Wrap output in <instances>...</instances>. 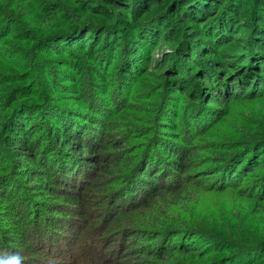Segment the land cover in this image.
Listing matches in <instances>:
<instances>
[{
	"label": "trees",
	"instance_id": "obj_1",
	"mask_svg": "<svg viewBox=\"0 0 264 264\" xmlns=\"http://www.w3.org/2000/svg\"><path fill=\"white\" fill-rule=\"evenodd\" d=\"M153 1L155 0H26L28 6H34L35 13L31 14L32 20L25 21L28 23L25 24L20 20V15H17L20 0H12V6L8 8L10 11L0 10V19L4 20L0 25V35L3 39H10L12 25L16 23V28L18 25L22 27V40L27 43L25 45L27 53L20 57L21 63H18L17 67L24 68L29 74L30 68L40 63V53L48 45L53 44L56 39L63 40L65 36L68 39H65L66 41L82 37L80 33L84 29H93L87 26L91 23L85 22V17L90 15L100 17L105 23L92 30L89 42V47L94 50L97 57L96 61L105 62L102 71H119L117 76H121L122 80L128 77L133 78L132 81L135 82L138 76L145 75L147 71L141 72L139 69L132 71L136 67L135 61L140 64L147 63L151 51L159 41L161 23L159 16H164L167 9L173 14L178 10L184 14L187 9L191 12L189 16L196 19L198 16H192L196 14L194 11L202 10L204 12L201 19H204V26H208V32L211 30L212 34L217 33V43H225L228 49L241 40V44L235 48L236 53H227L228 59L225 62L218 61L219 66L210 63V60L204 61L211 68L218 67V70L212 68V71L219 77L214 79L211 75L207 78L212 82L210 89L217 94L222 93L219 96L223 103L242 98L252 100V103L259 100L264 102V0H160V3L156 0L154 4ZM161 3L164 8L162 11L159 9ZM115 11H121V14H116ZM123 13L128 14L131 20ZM229 18L232 22L228 21ZM233 20L237 23L234 24ZM214 21L217 22L215 24L217 26L219 22L222 23L215 28L212 25ZM238 29L239 34L236 36ZM194 49L195 46L189 50L193 53ZM117 52L119 54L116 66ZM67 54L86 53L84 47L73 46V53ZM227 64L232 65L231 68H226ZM22 74L15 77L0 76V86H5L0 90L2 164L7 171L9 167L7 168L4 162L8 163L10 159L18 161L12 164L8 171L13 173L16 169L22 171L18 163H23L27 167L38 163L39 149L48 141L45 153H48L51 146L59 154L54 160L56 169L51 166L49 168L54 170V177L60 186L52 188L54 191H60L62 196L58 193H48L43 199L62 198L67 202V208H60V215L67 228L63 229V237L60 239L56 237L60 232L52 227V225L58 227L56 222H52L50 228L49 224L30 223L36 216L27 213L23 214L24 217L20 214L18 223L13 221L7 226L9 228L7 232H0V253L8 254L0 259V264H17L16 255L22 258L20 264H189L183 262L184 255L189 253L196 260L218 259L221 257L220 253H211L209 250L213 248H206V252L201 253L200 248L204 245L194 240L190 241V247H179L176 242H172L177 232L168 229L169 225L165 224V220H159L157 217V214L166 207L165 204L182 209L185 207L184 203H191L195 195L194 190L199 185L198 182H194L196 176H191V173L201 164L203 168L211 163L214 165L220 162L221 164L212 167V170L210 168L206 170L211 172L209 174L220 175L219 182L226 190L246 194L244 197L249 200L250 212H254L258 219L264 220V130L256 128L261 134L258 133L256 137L241 142L239 146L236 145L232 151L238 150L230 157L210 156L206 160L204 147L194 145L195 140H199L197 137H200L199 135L196 137L194 132L197 128H206L212 123L195 119L194 114L198 110L206 111L201 108L202 106L198 105L200 108L195 109L190 107L188 111L192 110L194 113L185 118L181 129L178 127L181 130L179 135L182 136H177L175 142L181 148L178 152L170 151L172 155H176L175 159L171 162L166 161L168 166L166 171L173 176L166 184L164 177L166 172L159 164L160 159L154 154L155 144L143 140L139 143L141 146L136 148L139 152L133 164L124 167L118 156L129 150L126 148L128 142L108 139L109 129L113 125L108 122V115L118 109L119 112L125 106H131L128 100L133 93L131 90L133 84L127 88L128 90H124L126 93L116 95L117 100L125 98L114 106L111 101L115 99L114 97L108 100L97 94L95 102L88 106L91 112L85 113L78 112V108L66 104L65 108L55 106L52 108L49 104H56L59 100L52 101L47 94L38 102L40 95L37 97L34 92L36 80L33 79L34 82L28 85L29 76ZM168 74L171 75L170 72ZM227 74L240 79L239 92L234 93L233 84L223 78ZM211 95H214V92H211ZM50 101L52 103H49ZM108 101L112 103L108 104ZM92 111H95L94 115L91 114ZM255 112L262 115L256 124L262 125L264 114L254 108ZM28 114L30 116H27ZM85 116L90 117L88 126H84L85 124L79 120ZM208 119L210 122L209 117ZM27 123L45 132L35 143L30 139L32 131L26 127ZM43 139L46 142H43ZM154 169L157 171L154 172ZM5 171L0 172V184L6 181L8 173ZM157 173L163 174L160 177ZM247 185H251V193L245 190ZM11 190L10 186H7L1 195L9 194ZM43 203L48 205L49 210L54 207L50 200ZM43 205L44 209H48L45 204ZM94 206L98 207L92 208ZM4 207L0 204V208ZM138 210L142 211L141 218L136 216ZM132 213L135 214V219ZM144 224L147 225V229L151 228L148 233L152 234L156 229H161L159 227L163 228L155 233L158 238L156 236L150 238L152 243L158 240L161 245L143 246L133 252L130 250L131 244L136 243L132 242L130 235L137 231L147 232L146 227L143 230L137 229L144 227ZM240 239L242 242H239ZM243 239L233 240L235 243L228 248L229 252L223 250L225 258L227 257L223 264H245L242 257L249 256L253 258L249 264H255L256 258L261 257L264 264V252L258 253L264 251V239L249 243ZM214 240L228 245L223 237ZM110 246L114 259H108ZM134 254L140 258L131 260Z\"/></svg>",
	"mask_w": 264,
	"mask_h": 264
},
{
	"label": "rangeland",
	"instance_id": "obj_2",
	"mask_svg": "<svg viewBox=\"0 0 264 264\" xmlns=\"http://www.w3.org/2000/svg\"><path fill=\"white\" fill-rule=\"evenodd\" d=\"M155 2L156 0L152 3L154 4ZM158 2L160 3V0ZM10 6H12V0H0V10L2 12L10 11L8 10ZM159 6L160 11H162L164 9L162 3ZM34 10V6H28L26 0H20L17 15H20V20L28 24L25 21L29 22L32 20L31 14L35 13ZM115 12L116 14H121V11ZM169 12V9H167L164 16H159L161 19L159 41L151 51L150 59L144 64L136 61L134 63L136 67L132 71L137 69L141 72L147 70L146 74H141V76L133 73L138 76L135 82L132 81L133 78L128 79V77H124L122 80L121 76H117L119 71L111 72L109 70L104 72L101 70L105 66V62L99 63L96 61L97 57L94 55V50L89 47V42H91L92 30L104 24L105 21L100 17H91V15L85 17V22L91 23L87 24V26L93 27V29H84L80 33L82 37L73 38L71 41H66V36L61 41L56 39L53 44L48 45L47 48L41 51L40 63L32 69L30 68L29 74L24 68L17 67L18 63H21L20 57L27 53L25 46L27 43L22 40V27L18 25L19 27L16 28L17 25L14 23L12 31L9 33L11 35L10 39H3L0 35V76L15 77L21 76V73H23L22 76H29L30 78L28 85L34 82L33 79L36 80L35 84L33 83L35 85L34 92L37 97L38 95L40 97H38L39 101L37 99L35 101L40 102L42 96L47 94L51 97V100H59L56 104H49L50 107L65 108L64 104H66V106L78 108V112L85 113L91 112L90 109L88 110V106L95 102L97 94L108 100L110 97H114L115 99L111 100L113 103L108 101V104L112 103V106H114L125 98L122 97L117 100L116 95L126 93L124 90H128L127 88H130L133 84L131 87L133 93L130 96L128 95V101L131 106H125L119 112L118 109L108 115V122L110 121L113 124L109 129L108 139L112 138L114 141L121 139L128 142L126 148L129 150L118 156V159L123 161L124 167L125 165L133 164L135 156L139 152L136 148L141 146L139 143L143 140L146 139L152 145L155 144L154 154L160 159L159 164L164 168L163 171L166 172L164 177L166 184H168L173 176L166 171L168 170L166 161H173L176 155H172L171 152H178L181 148L175 141L177 136H182L179 134L185 118L194 113L192 110L188 111L190 107L195 109V107L200 108L199 106H202L201 108L206 109V111L198 110L194 114L196 116L195 119L212 123L206 128L199 127L194 132L196 137L200 136L197 137L199 140L196 139L194 145L199 148L204 147L203 151H205L206 160L210 156L213 158L230 157L238 150L232 151L236 145L239 146L241 142L258 135L259 132L256 131V128H259L260 131L264 130V123L262 125L256 124L261 120L260 117L262 115L257 112L254 113L255 108L264 114V102L259 100L252 103V100L242 98L237 101L228 99V101H231L223 103L219 96L222 93L217 94L213 89H210L212 82L207 79L211 75L214 79L219 77V75L212 71L215 66L211 68L204 61L210 60V63L213 62L219 66V63L217 64L218 61L225 62L228 59L226 58L227 53H236L235 48L241 44V40H238L228 49L224 45L225 43H217V33L213 32L212 34L211 30L208 32V26H204V19H201L204 12L202 10L194 11L196 14L192 16H198L196 19L189 16L191 12L187 9H185L184 14L181 10L174 14ZM123 14L129 16L126 13ZM128 18L131 20L130 16ZM3 21V19H0V25L4 23ZM228 21L232 22L231 18ZM108 22L110 21L108 20ZM221 23L219 22L218 26ZM233 23L236 24L237 22L234 21ZM215 24L217 22L214 21L213 27H218ZM236 34L238 36L239 29ZM241 37L239 38L241 39ZM73 46L84 47L86 54L68 55V52L73 53ZM193 46H195V49L191 53L189 49L193 48ZM208 49L211 51H208ZM118 54L117 52L115 56L116 66ZM231 66L227 64L226 68H231ZM220 67L222 68V66ZM215 69L218 70V67ZM95 70H100V72L98 73ZM121 71L125 72V70ZM223 78L233 84L234 93L240 91L239 88L241 86H239L240 83L238 81L240 79L238 77L227 74ZM120 84L123 85L120 86ZM3 88L5 86H0V90ZM211 92H214V95H211ZM52 101L49 103H52ZM51 110L58 111L56 109ZM91 114L94 115L95 111H92ZM27 116H30V114ZM34 116L37 115L34 114ZM89 119L90 117L86 116L83 119L79 118L80 122L85 124L84 126L89 125ZM26 127L32 131L30 139H33L34 143L41 137L40 135L43 136L45 133L43 130L40 131L38 127H31L30 123H27ZM43 142H46V140L43 139ZM47 147L48 141L39 149L38 163L30 164L28 167L23 163H18L22 171L16 169L13 173H8V171L12 168V164H16L18 161L10 159L8 163L4 162L7 168L9 167L5 171L6 169H4L2 164V152L0 153V172L5 171V173H8L6 181L0 184V204L5 206L0 208V232H7L9 229L7 226L10 223L12 224L13 221L18 223L20 214L25 215L28 213L30 216H36L35 220L30 221V223L49 224L51 228L52 222H56L58 227L54 225L52 227L53 229L57 228L56 230L61 233L56 235V237L60 239L63 237V229L67 228V225L60 215V208L68 206L67 202L62 198L43 199L48 193H58L59 196H62L60 191H54L52 188L60 186V183L54 177V170L49 168V166L57 167L54 160L59 154L51 146L48 153H45ZM218 149L220 150L217 151ZM211 164L205 165L206 167L203 168L201 164L192 171L191 176H196L194 182H198L197 184L199 185H195V195H193L191 203H184L185 207L182 209L165 204L166 207L163 208V211L157 214L159 220H165V224L169 225L167 226L168 229L177 232L172 242H176L179 247H190V241L194 240L200 245H204L200 248L201 253H205L206 248H213L209 250L211 253L221 254L220 258L214 260H196L189 253L184 255L185 259H183V262L189 264H223L227 258H225L224 252H229L228 248L235 243L233 240L244 238L243 240H247L246 243H249L264 239V220L258 219L254 212H250L249 200L244 197L246 194L237 191L231 192L230 189L226 190L223 188L222 183L219 182L221 176L215 173L209 174L211 172L206 170L221 163ZM153 171L156 172L157 170L154 169ZM161 174L163 173H157L160 177ZM118 184L120 185V180ZM7 186H10L12 190L9 194L1 195L3 189ZM179 186L180 184L177 187ZM250 187L251 185L245 186L247 193H251ZM48 200L54 203L52 210H49L48 205L43 203V201L46 202ZM43 204L48 209H44ZM97 207L94 206L92 208ZM141 212V210H138V213H136L138 218L142 217ZM132 215L135 219V214L132 213ZM70 218L72 219L73 216H70ZM23 220L25 222V218ZM145 227L147 232L137 231L130 235L132 242L136 243V245L131 244V251L139 250L143 246L157 247L161 245L158 240L156 243H152L150 238L151 236L158 238L159 236L155 235V233L160 232L163 228L159 227L161 229H156L153 234L148 233L151 228L147 229L146 224H144V227H138L137 229L143 230ZM221 237L227 242V246H225V243L214 240V238ZM74 241L76 244L75 238ZM239 242H242L241 239ZM112 251V246L108 247V259H114ZM261 252L264 251H259L258 253ZM137 258H140L139 255L134 254L130 259L136 260ZM242 259L246 262L245 264H249L253 260L250 256L242 257ZM262 262V257L256 258L255 264H262Z\"/></svg>",
	"mask_w": 264,
	"mask_h": 264
},
{
	"label": "clouds",
	"instance_id": "obj_3",
	"mask_svg": "<svg viewBox=\"0 0 264 264\" xmlns=\"http://www.w3.org/2000/svg\"><path fill=\"white\" fill-rule=\"evenodd\" d=\"M8 255L7 253H0V259H3L4 256ZM15 259L17 261V264H20L21 261V257H19L18 255L15 256Z\"/></svg>",
	"mask_w": 264,
	"mask_h": 264
}]
</instances>
